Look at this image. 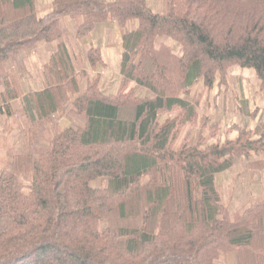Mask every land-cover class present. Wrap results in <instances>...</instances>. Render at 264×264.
<instances>
[{
  "label": "trees",
  "instance_id": "1",
  "mask_svg": "<svg viewBox=\"0 0 264 264\" xmlns=\"http://www.w3.org/2000/svg\"><path fill=\"white\" fill-rule=\"evenodd\" d=\"M164 7L51 0L40 15L36 0H0V114L13 116L17 102L25 126L21 152L0 170V264H264V197L232 213L217 182L236 159L264 154V123L231 124L220 140L218 121L187 99L232 65L253 69L264 93V0ZM64 19L78 42L118 26L116 89L88 79L103 65L100 47L75 65ZM42 43L54 50L24 91L9 63ZM43 125L55 131L35 155ZM249 164L264 170V160Z\"/></svg>",
  "mask_w": 264,
  "mask_h": 264
},
{
  "label": "rangeland",
  "instance_id": "2",
  "mask_svg": "<svg viewBox=\"0 0 264 264\" xmlns=\"http://www.w3.org/2000/svg\"><path fill=\"white\" fill-rule=\"evenodd\" d=\"M147 3L154 13L160 14L165 10L164 0H147ZM36 6L39 14L43 15L50 9L51 0H36ZM63 26L66 44L75 65L82 66L84 64L86 66L83 51L79 49L80 41L78 42L74 38L75 29H65ZM114 26L101 24L95 31V38H99L104 47L111 46V48L107 49L108 52L100 48L103 65H98L95 70L97 72L93 71L87 74L90 80L98 76L99 87H103L107 92L113 91L118 85L116 71L120 64V49L116 47V42L113 39L118 34L121 37V32L118 26L115 24ZM136 26V22H131L127 25V29L133 30ZM169 43L174 46L173 42L169 41ZM93 46L100 47L97 43H94ZM54 47L42 43L30 53H20L9 63L10 70L15 73L24 91H29L38 84L42 65L47 62ZM175 51L179 53L180 47L176 46ZM85 85L86 82H83L82 87ZM2 91L3 87L0 85V92ZM187 99L195 102L199 115L218 121L220 132L217 137L220 140L225 139L231 124L246 125L253 130L259 123H264V93L261 91L260 82L253 69H243L237 65L229 66L224 78L218 77L212 90H207L203 82L200 81L190 91ZM16 103L13 104V116L0 114V170L7 168L11 163L12 156L22 150L25 126L18 109V103ZM58 123V129L68 126V122L65 120H60ZM54 127L43 125L34 130L36 142L33 152L35 155L46 149L47 141L54 134ZM198 133V131H194L192 135L194 140ZM236 135L237 133L233 132L229 138L234 139ZM261 160H264L263 153H252L248 159H236L230 170L218 176L217 182L224 201L229 204L232 213L241 212L251 202L264 197V170L255 172L248 168L251 167L250 162Z\"/></svg>",
  "mask_w": 264,
  "mask_h": 264
},
{
  "label": "crops",
  "instance_id": "3",
  "mask_svg": "<svg viewBox=\"0 0 264 264\" xmlns=\"http://www.w3.org/2000/svg\"><path fill=\"white\" fill-rule=\"evenodd\" d=\"M71 20V19H64L62 21V24L67 26L68 28H71V29H75L76 28V25L77 23ZM99 26V25H98ZM98 26L96 27L95 31L97 30ZM111 26H114L113 24H111ZM115 28V26H114ZM95 31H94V35H91L90 37L82 40V42L80 41V51H83V56H84V59H86V54H87V51L93 47V44L94 43H97V45H100V48L103 50H106V52H108L109 48H111V46L108 48V47H104V44L102 43V41L99 39V38H95ZM115 42H116V47L120 49V54L119 56L121 57V53H122V50H121V37L118 35H116V37H114L113 39ZM84 45V46H83ZM86 46V47H85ZM95 47H99V46H95ZM108 49V50H107ZM86 50V51H85ZM120 59V58H119ZM118 72H119V66H118V69L116 71V75H118Z\"/></svg>",
  "mask_w": 264,
  "mask_h": 264
}]
</instances>
